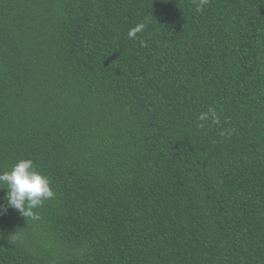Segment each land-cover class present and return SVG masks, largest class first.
<instances>
[{
	"label": "trees",
	"instance_id": "obj_1",
	"mask_svg": "<svg viewBox=\"0 0 264 264\" xmlns=\"http://www.w3.org/2000/svg\"><path fill=\"white\" fill-rule=\"evenodd\" d=\"M196 3L0 0V264H264V0Z\"/></svg>",
	"mask_w": 264,
	"mask_h": 264
},
{
	"label": "clouds",
	"instance_id": "obj_2",
	"mask_svg": "<svg viewBox=\"0 0 264 264\" xmlns=\"http://www.w3.org/2000/svg\"><path fill=\"white\" fill-rule=\"evenodd\" d=\"M208 0H197L196 11L202 12ZM143 23L136 25L128 31V38L134 39L144 29ZM200 121L211 120L214 124L220 123V116L214 108L209 107L206 112L199 114ZM224 133H222L223 135ZM0 185L6 186V207L0 206V211L6 212L8 208L15 209L23 217L38 220L37 209L45 201L55 198L51 179L39 171L31 159L19 160L11 170L0 172Z\"/></svg>",
	"mask_w": 264,
	"mask_h": 264
}]
</instances>
